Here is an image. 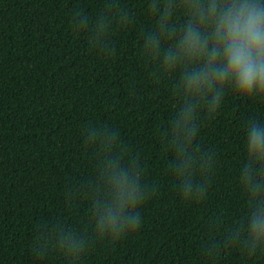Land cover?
<instances>
[{"label":"trees","instance_id":"16d2710c","mask_svg":"<svg viewBox=\"0 0 264 264\" xmlns=\"http://www.w3.org/2000/svg\"><path fill=\"white\" fill-rule=\"evenodd\" d=\"M105 0H0V264H69L56 249H36L42 224L62 222L91 235L87 195L95 154L83 147L90 125L118 130L129 155L155 191L138 209L141 226L117 241L93 239L77 264H264V251L221 247L248 210L238 182L245 159V126L264 121V101L226 92L211 116L202 113L198 142L215 154L203 200L184 201L161 140L174 113L172 77L154 79L142 54L143 33L154 27L150 0H120L132 23L111 34L114 55L75 35L72 14L101 12ZM72 188L75 195L66 199ZM215 221L219 229L212 228Z\"/></svg>","mask_w":264,"mask_h":264},{"label":"clouds","instance_id":"9594fccd","mask_svg":"<svg viewBox=\"0 0 264 264\" xmlns=\"http://www.w3.org/2000/svg\"><path fill=\"white\" fill-rule=\"evenodd\" d=\"M154 27L143 33L142 54L154 62V79L172 77L174 113L161 131L172 153L168 164L178 195L184 201L203 200L216 165L215 154L198 142L202 113L211 117L226 92L264 101V0H150ZM91 16L75 10L71 30L87 32L88 45L104 57L114 55L111 34L132 23L133 15L120 0H105ZM245 159L238 182L248 210L226 232L223 241L204 243L209 257L221 247L239 246L249 254L264 251V121L250 119L245 126ZM83 147L95 154L94 172L81 197L91 208V235L56 222L42 224L36 249L56 248L69 264H77L93 239L117 241L141 226L138 209L154 193L147 185L138 157L129 155L118 130L106 124L90 125ZM75 191L70 188L66 199ZM212 228L220 224L213 221Z\"/></svg>","mask_w":264,"mask_h":264}]
</instances>
